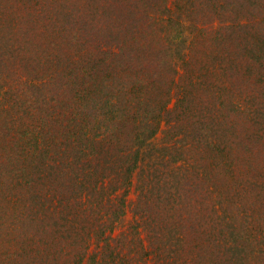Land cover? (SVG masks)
<instances>
[{
	"label": "trees",
	"instance_id": "trees-1",
	"mask_svg": "<svg viewBox=\"0 0 264 264\" xmlns=\"http://www.w3.org/2000/svg\"><path fill=\"white\" fill-rule=\"evenodd\" d=\"M261 157L264 0H0V264H264Z\"/></svg>",
	"mask_w": 264,
	"mask_h": 264
},
{
	"label": "rangeland",
	"instance_id": "rangeland-1",
	"mask_svg": "<svg viewBox=\"0 0 264 264\" xmlns=\"http://www.w3.org/2000/svg\"><path fill=\"white\" fill-rule=\"evenodd\" d=\"M193 37H194V35H193ZM175 103H176V99L173 98V100L170 103V107H173L175 105ZM168 129H169V126H165V124L163 123L162 126H161V131L151 140V142L153 144H155V147L156 148L161 147L162 145H165L166 144V140H165L166 134H165L164 131L165 130H168ZM261 158H263V157H261ZM152 159L150 161L149 160H145L144 164L151 166L154 163V161H156L154 158H152ZM255 159H257V158H255ZM176 167H179V165H172L171 166L172 169L173 168H176ZM224 169L226 170L225 167H224ZM138 172H140V168L133 175V184L130 186L129 193H128V195L125 198L126 201H127V204L135 203L137 201V199L139 198L140 194L142 193L141 192L142 187L147 182V178H145L144 180L139 179V176L137 175ZM183 174H184V171L183 170H179L178 173H177V175L179 177L183 176ZM224 179H228V176L226 178H224ZM144 188H145V186H144ZM122 192H123V190L120 191L118 193V195L120 196L122 194ZM135 221L136 220L134 218L133 213L131 211H127L126 215L122 218V220L120 222V225H118V227H116L115 232H114V236L120 235V233L121 232H124L127 228H129V226L132 223L134 224ZM140 231H142V228H140ZM148 234L145 233V232L140 233L141 238L145 239L146 240L145 241L146 243H147V236H148ZM94 248H95V245H93L91 247V251ZM147 261H150L148 264H153V260H147Z\"/></svg>",
	"mask_w": 264,
	"mask_h": 264
}]
</instances>
